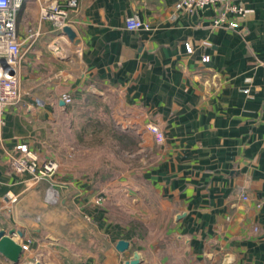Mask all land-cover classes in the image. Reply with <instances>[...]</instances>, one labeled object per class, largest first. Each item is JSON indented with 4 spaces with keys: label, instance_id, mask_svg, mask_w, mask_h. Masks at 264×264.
Listing matches in <instances>:
<instances>
[{
    "label": "crops",
    "instance_id": "obj_1",
    "mask_svg": "<svg viewBox=\"0 0 264 264\" xmlns=\"http://www.w3.org/2000/svg\"><path fill=\"white\" fill-rule=\"evenodd\" d=\"M177 1L78 0L66 19L77 43L39 19L37 2L19 11L23 98L5 111L4 144H26L60 165L57 185L29 187L0 153V212L8 195L19 200L9 211L15 227L1 228L20 231L18 242L33 240L25 262L124 264L138 252L140 264H264V0H238L246 13L239 27L217 31V7L171 18ZM131 15L151 29L128 31ZM147 125L160 129L162 143ZM70 145L82 151L78 176L58 154ZM94 150L97 169L88 161ZM34 196L42 214L60 209L33 219ZM71 217L99 241L75 233ZM52 221L65 234H51ZM120 240L129 243L123 253ZM0 264L12 263L0 254Z\"/></svg>",
    "mask_w": 264,
    "mask_h": 264
},
{
    "label": "built area",
    "instance_id": "obj_2",
    "mask_svg": "<svg viewBox=\"0 0 264 264\" xmlns=\"http://www.w3.org/2000/svg\"><path fill=\"white\" fill-rule=\"evenodd\" d=\"M37 2L39 5V19H48L61 31L67 26V16L69 9H75L78 0H0V153L7 159L9 170L16 175H27L26 183L29 187H35L40 183H47L50 187L57 185V174L59 163L51 157H41L30 149L26 144H17L13 149H6L3 138L4 114L8 108L21 104L23 91L20 86V67L25 51L21 49V43L17 33L18 13L27 2ZM238 0H178L174 5L171 18L177 13L191 14L208 6H215L218 12L213 19L211 29L234 30L239 27L240 21L245 16V9L237 3ZM124 26L128 31H149L151 29L148 22L142 21L136 15L125 18ZM69 26V25H68ZM40 30L37 28L28 35L29 48L39 37ZM28 49V48H27ZM187 52L191 53V46H186ZM209 56L202 57V62H208ZM249 94V90L243 91ZM62 101L68 105L72 102L69 94L61 95ZM146 129L154 136V140L159 144L163 141L160 129L155 125H147ZM10 200L15 198L8 195ZM240 199L248 201L244 191H240ZM100 199L96 200L99 203ZM18 242V241H17ZM22 255L30 254L33 240L28 238L19 242ZM39 262V261H38Z\"/></svg>",
    "mask_w": 264,
    "mask_h": 264
},
{
    "label": "rangeland",
    "instance_id": "obj_3",
    "mask_svg": "<svg viewBox=\"0 0 264 264\" xmlns=\"http://www.w3.org/2000/svg\"><path fill=\"white\" fill-rule=\"evenodd\" d=\"M68 139L69 138H67V140ZM89 140H94L96 142L97 137L96 136H93ZM70 143H72V142L69 141V144ZM58 151H59L58 154L61 155V157L60 156L59 157L63 159L62 160V165L64 167L68 168V169L69 168L70 169L72 168L71 171H73V173H74L73 176L80 175L81 170H82V162H83L81 149L78 148V147H75L74 148L72 145H70L69 148H67V149H66V147L63 148V149H60L59 148ZM98 155H99V153L96 152L95 150L94 151H91L90 154H89L88 161L90 162V164H94L95 167L93 169H97L98 161H99V156ZM122 155L124 157H127L128 156L127 153H125V152H123ZM124 157H123V161H122L123 162V166L127 164V162H126V160H125ZM123 172H124V168H123ZM22 177L27 179V175H23ZM94 187H95V190H97V189L100 190V188L102 187V185L99 184V183H95L94 184ZM37 196H34L33 199H31V201H29L30 204L33 203L35 205V206H33L34 207L33 209L35 210V212H32L31 213L33 219H36V218L38 219L39 217H42V215H49L50 212H51V209H55V208L56 209H60L59 204L58 205H55L54 207L52 206V208L49 206V207H47L44 210V214H42V212L41 211H37V209L42 208L41 207V203L43 201H42V199H40ZM98 199H100V201H102V198H98ZM18 201L19 200H17V199L12 200V202L10 203L11 205L9 206L8 210L6 211V212H8L7 215H6V212L5 213L3 212V214L0 212V229H2L4 227V228H7L6 230H8L9 228H14L15 227V224L12 222V219L16 220V215L13 214L11 216V214H9V211L12 209L13 206L17 205ZM22 203H23V205H25L23 201H22ZM106 205H108V204L106 203ZM108 208L110 209V212L113 213L115 216L119 215V217H122V216H120V214H117L116 212H114L113 210H111L110 207H108ZM70 219H71V222L73 223V226H74V229H75V233L78 232V234H79V233H82V231H88V236H89V240L91 241V243H95L96 244L99 241V238L100 237H98L93 232L90 224L83 222L79 217L75 218L74 221L72 220V217ZM55 225H56L55 222L52 221V223L50 224V228L53 229V231H50L51 234H56L57 233V236L58 235L60 236L61 234L62 235L65 234L64 232H66V230H67L65 224H61L58 228ZM55 227H56V229H54ZM75 235H77V234H75ZM52 237H55V236H52ZM75 237H78V236H75ZM25 258H26L25 255L24 256L23 255L21 256V263L25 262V260L28 259V258L27 259H25Z\"/></svg>",
    "mask_w": 264,
    "mask_h": 264
},
{
    "label": "water",
    "instance_id": "obj_4",
    "mask_svg": "<svg viewBox=\"0 0 264 264\" xmlns=\"http://www.w3.org/2000/svg\"><path fill=\"white\" fill-rule=\"evenodd\" d=\"M61 34L64 35L69 42L77 43L76 34L74 30L70 26H64L61 29ZM54 51L56 56L59 59H63L65 54L63 49L59 44L54 43L53 45ZM60 104L63 105V102L60 101ZM13 235H18L20 238L23 234L20 231L15 229H11L8 232L5 229H0V254L8 260L12 264H42L41 262H34V263H21V256H22V249L19 242L13 239ZM129 248V243L124 240H120L116 243L115 249L123 253ZM141 263V256L138 252H134L133 256L130 260L124 262V264H140Z\"/></svg>",
    "mask_w": 264,
    "mask_h": 264
},
{
    "label": "trees",
    "instance_id": "obj_5",
    "mask_svg": "<svg viewBox=\"0 0 264 264\" xmlns=\"http://www.w3.org/2000/svg\"><path fill=\"white\" fill-rule=\"evenodd\" d=\"M122 144L128 143L130 144L129 138L126 137V135H122L121 137Z\"/></svg>",
    "mask_w": 264,
    "mask_h": 264
},
{
    "label": "bare ground",
    "instance_id": "obj_6",
    "mask_svg": "<svg viewBox=\"0 0 264 264\" xmlns=\"http://www.w3.org/2000/svg\"><path fill=\"white\" fill-rule=\"evenodd\" d=\"M16 241V240H15Z\"/></svg>",
    "mask_w": 264,
    "mask_h": 264
}]
</instances>
